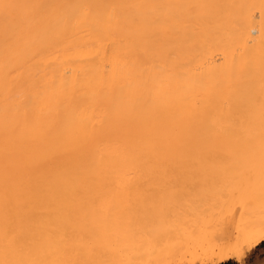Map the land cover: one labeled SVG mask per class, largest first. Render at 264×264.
I'll return each mask as SVG.
<instances>
[{
	"label": "bare ground",
	"instance_id": "6f19581e",
	"mask_svg": "<svg viewBox=\"0 0 264 264\" xmlns=\"http://www.w3.org/2000/svg\"><path fill=\"white\" fill-rule=\"evenodd\" d=\"M263 130L264 0H0V219L129 223L108 264L241 262Z\"/></svg>",
	"mask_w": 264,
	"mask_h": 264
},
{
	"label": "rangeland",
	"instance_id": "374dc122",
	"mask_svg": "<svg viewBox=\"0 0 264 264\" xmlns=\"http://www.w3.org/2000/svg\"><path fill=\"white\" fill-rule=\"evenodd\" d=\"M256 133L261 131L258 130ZM240 147L250 151L249 155L256 156L257 154L253 152L255 149L264 150V143ZM192 179L193 187L202 186L200 177L195 176ZM35 211L39 213L36 212L32 218L0 219V252L11 257L10 259L15 260L14 262L20 260L22 262V259L28 262L30 259L44 264H108L118 260V250L127 241L124 234L126 232L129 234V223L82 218L79 214L77 215L83 211L90 212L89 210ZM40 211L43 213L41 214ZM16 212L24 213L25 211L17 210ZM66 212L70 214L66 216L64 214ZM128 234L126 233L127 236ZM122 237L126 240L121 239ZM125 243L127 244L128 241ZM228 262L238 263L235 260Z\"/></svg>",
	"mask_w": 264,
	"mask_h": 264
},
{
	"label": "crops",
	"instance_id": "0c3cea01",
	"mask_svg": "<svg viewBox=\"0 0 264 264\" xmlns=\"http://www.w3.org/2000/svg\"><path fill=\"white\" fill-rule=\"evenodd\" d=\"M223 264H233L225 262ZM237 264H264V241L251 250L245 259Z\"/></svg>",
	"mask_w": 264,
	"mask_h": 264
}]
</instances>
